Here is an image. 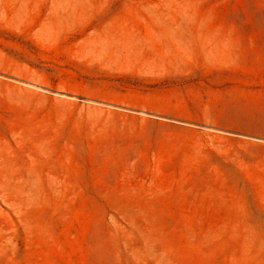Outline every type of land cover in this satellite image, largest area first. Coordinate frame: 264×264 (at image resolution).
<instances>
[{
    "label": "rangeland",
    "instance_id": "1",
    "mask_svg": "<svg viewBox=\"0 0 264 264\" xmlns=\"http://www.w3.org/2000/svg\"><path fill=\"white\" fill-rule=\"evenodd\" d=\"M0 264H264V0H0Z\"/></svg>",
    "mask_w": 264,
    "mask_h": 264
}]
</instances>
